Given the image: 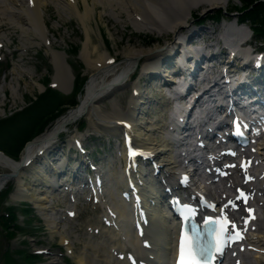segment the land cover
Wrapping results in <instances>:
<instances>
[{"label":"bare ground","instance_id":"obj_1","mask_svg":"<svg viewBox=\"0 0 264 264\" xmlns=\"http://www.w3.org/2000/svg\"><path fill=\"white\" fill-rule=\"evenodd\" d=\"M44 1L45 0H4L1 1V3H5L6 6L2 9V12L4 13L6 10L11 19H14V17L21 19L22 17L26 31H32L33 34H35L34 36L43 42L45 51L49 56L50 62L53 64L54 73L51 81H53L54 85L61 91H67L71 88L70 85L72 80L70 71L65 66L64 58L62 57L63 52L57 47L52 48L50 45L44 43L46 40L45 32L47 27L44 25L40 11ZM49 1L55 3L61 9L69 10L74 15H77L84 25L86 40L83 44L81 57L84 58V62L88 66L93 68L90 77L87 76V78L91 80L88 84H85L84 97L80 101H78V99L75 105L67 109L68 111H64L67 113H63V115L60 113L59 116L56 117L57 124H52H56L55 129L47 131L45 128L38 134L37 138L33 140V143L21 153L24 159H31L28 164L25 165V169L20 168L16 175L11 176L14 173L12 169H14L16 163L11 159H6L5 161L0 160V168L9 171L7 174L0 173V189L6 186L10 180L14 182V188L9 192L10 199L29 200L35 207L36 212L40 214L43 219V224L48 234L58 237V242L66 249V252L74 258L75 264H125L126 257L130 256L132 253L136 256L134 264H139L141 256L139 242H152L153 246L158 247L159 242L157 241V235L162 233L167 237L170 233V222L165 215L164 208L156 209L164 198V195L161 196V191L164 192L165 189L160 185V180H157L158 176L151 174L150 171L152 168L148 167L146 170H141L143 166L136 163L135 168L132 167L130 169L128 177L134 189H132L127 196L128 200L124 198L125 201H122L120 199L121 193L119 192L126 189L124 188L125 181L122 180L120 176V178L116 176L118 172L116 167L113 166L115 160L113 158L109 160L106 164L107 172L109 173L107 177L109 183L107 184L106 181H104L102 189L100 186L101 192L96 193V195H99L98 200L100 201L93 203L91 200L92 194L88 197L87 195H83V200L86 201L87 207L91 209L92 212L97 206L101 208V212L97 213L93 222L89 219L83 221L84 227L83 232H81V239L85 234L87 238L85 237L84 241H82L79 246H74L71 242L72 234L70 233L69 235V232H73L72 228L66 230L67 224L65 221L67 211L71 210V208H69V210L57 209L54 205L50 204L49 199L52 196H56L57 199L69 202V205H71L70 207H73L70 198H74L76 194L82 193V188H80L79 183L73 185L69 177L71 172H74V177H76V169H78V166L74 169L76 162L67 163L63 156L48 158L46 157L47 151L55 146L58 140L57 135L60 133V127L70 122V120L80 118L81 115H86L88 122L94 125L98 130H105L109 133H114L115 129L119 127L120 129L123 128L124 122H128L126 119H129L133 124H136L134 126L127 124L130 127H134L133 132L127 129L131 139L133 138V142L141 146H146L148 153L153 150L159 151L157 156L159 158L160 156L162 157L161 159L157 158L158 164L161 165L157 168V171L161 178H163L162 175L165 176L167 184L173 183V178L175 177L173 171L178 167V164L174 162L176 153H174L172 149L174 142L171 138V134L173 133V126H176V116L180 115L181 111L178 112L176 108L166 106V103L161 101L162 98H160V96H155V93L152 92L154 89H151L159 84L168 83L173 77L178 78V80L179 78H181V80L187 78L185 73L188 74L191 71V66H188L187 72H185L182 67L176 68L175 71H173L172 65L175 58L178 57V60H182L184 59V55L179 52H170L171 50L168 48L163 56L162 46L156 47L155 51L151 53H144L143 56L139 55V53L134 50H128L125 52L123 56L124 59L120 63H118V58L109 61V57L111 56L106 50L98 52L97 57H91V50L87 46L90 39V35L87 33L89 24L86 23L95 5L101 3L103 8H106L105 11L113 16H115L116 13L124 11L127 14L129 22H132L135 28L139 30L156 31L157 33L161 31V34L166 31H177L174 35L168 37V39H171L172 37H177V35L183 31V22L187 21L193 9L201 7L203 2L212 6L220 5L223 0H81L82 11L77 4L78 0ZM17 2L18 5H21L20 11H16V9L19 8L16 5ZM16 12L18 15H14L13 17L12 13ZM234 37L241 39L239 36ZM26 38L28 40L30 39L29 37ZM37 39L35 42L39 44L40 41ZM177 39H181V35L178 36ZM164 43L166 44V42ZM152 61L154 65L150 64ZM137 62L138 66L141 67L139 70V73H141L138 77L143 78L142 84L140 85V89L142 90L136 91L128 96L129 100L127 101L124 111L118 109L116 101H113L109 111L101 110L99 107L100 100L110 96L114 88L117 89L124 84L129 74L134 69V64ZM239 78L240 77H237L235 80V84H238L237 87L242 86V82H238ZM196 79L197 75L193 76L191 74L189 86L192 84L194 85V93L203 92L206 86L201 82H196ZM128 81L131 82L129 79ZM172 82H174V80H172ZM251 82L255 84L260 93L264 92V80L257 76L252 77ZM196 83H199L201 86ZM136 86V83L132 84L134 91ZM132 88L130 86V93H132ZM146 88L150 90L149 94L144 92ZM135 96L139 97L137 98ZM137 101H139L138 105ZM147 104H153L152 109H154L155 112L153 113L155 114L154 116H147V112L143 109ZM164 106L166 107L164 108ZM207 111L212 112L213 109H208ZM135 117L138 118L137 122L134 121ZM66 132L75 133V125ZM55 147V150H61L62 147L59 140ZM258 149L259 153L263 154L264 158V138L260 141ZM36 158L40 159L37 164L34 163ZM151 162L153 163V160ZM109 165L113 166L115 171L110 169ZM162 170L166 173H163ZM57 173H59L58 175L66 173L68 176L66 177L67 180H58L56 177ZM26 174L34 180L38 179L42 181V184H38V186L41 185V187L34 186L33 183L27 184L24 180ZM62 184L64 185L62 186ZM54 186L62 187L56 190ZM136 186H139V190H137ZM141 189H145L146 191H142ZM255 189L262 195V198L259 199L262 208V216L257 222L258 229L250 234V240L252 241L251 244L253 247L257 245L259 248L264 249V178L259 181L258 185H255ZM63 192L71 193L68 200L62 195ZM152 192L154 196L151 194ZM147 193L151 194L152 197L148 196ZM130 194L136 196L137 199L134 200L131 198ZM148 197H151L152 203H147L146 200H144ZM86 198L89 199L87 200ZM114 210H116V214H114ZM135 211H138V214H134ZM72 212H74V216L77 215V208ZM141 212L143 214L142 218H148L150 223L142 230L141 236H137L133 232H130L128 219L130 216L140 218ZM101 218L107 220L108 223L101 220ZM73 234V238H76L77 233ZM165 250L166 246L162 249V252H165ZM250 252H252V255L243 254V264H264V253L255 250H251ZM50 257L52 260L59 258L56 253L50 255ZM161 260L158 264H164L165 256Z\"/></svg>","mask_w":264,"mask_h":264},{"label":"rangeland","instance_id":"obj_2","mask_svg":"<svg viewBox=\"0 0 264 264\" xmlns=\"http://www.w3.org/2000/svg\"><path fill=\"white\" fill-rule=\"evenodd\" d=\"M1 1L4 0H0V118L5 119L10 115L15 114V112L23 110L26 105L32 99H34L36 95L46 87L47 84H49L48 82L53 75V71L51 70L49 63L50 59L47 52L44 50L43 43L35 36L33 37L31 31H26V29L24 28L25 24L22 17L21 19L14 17V15H18L17 12L12 13L14 19L9 18L8 12L6 10L3 13L2 9H4L6 5L5 3H1ZM241 2V0H223L220 5L223 4L224 6H235V4L239 5L241 4ZM77 4L82 11L83 9L81 0H78ZM16 5L17 7H19L16 9V11H20L21 5H18V2L16 3ZM218 5L212 6L210 4L207 5L205 2H203V4H201V7L193 9L192 13H200L201 17L205 18L207 16V18H209L208 16L210 14V10L216 8V6ZM95 7L86 23L89 24L87 33L88 35H90V39L87 46L91 50V57H97L98 52L106 50L111 57L113 56L115 58H118V63H120L124 59L123 56L125 52L128 50H134L141 56H143L144 53H151L152 51H155L156 47L163 45V42L166 40L167 35L170 33V31H166L165 33L163 32L161 34V31H158L159 33H157L156 31L153 32L139 30L135 28L132 22H129L127 14L124 11L116 13L115 16H113L112 14L105 11L106 8L104 9L101 3H97ZM42 15L44 18V23L48 27L45 33V37H47L46 40H48V43L52 46V48L57 47L64 50V54L62 57L64 58L65 66L70 71L71 80L73 76H75L76 80V73H83L86 78L87 76L90 77L91 73L93 72V68L88 66L84 62V58L81 57L83 44L86 40L84 25L81 23L77 15H74L69 10L61 9L59 6L49 0H45L43 2ZM230 16L231 19H229L230 21H228L227 26L231 25L235 20H237L234 13H232ZM190 20H193L192 15L188 16L187 22ZM194 21L195 20H193V22ZM211 23L212 21L206 22L205 24L211 25ZM241 23H243V28H245L246 31L249 32V19H238L237 24L241 26ZM212 24L215 26L214 29L219 27V23ZM209 30L211 31L212 27ZM26 34L29 36H27ZM26 37H29L30 41ZM36 39L40 41L39 44H36ZM71 46H74L75 48L72 49ZM76 48H78V52L74 56L73 54L75 53ZM136 64L138 65V62ZM135 77L136 78L131 82L126 79L123 85L119 86V88L117 89L114 88L110 96L102 98V100H100L99 102L100 109L109 111L111 109L113 101H116L118 109L124 111V109H126L127 101L129 100L128 96L130 95V86L135 83L137 78H139L138 76ZM90 80V78H87L86 82L83 84V88L81 90L82 92L79 95L78 101H80L84 97L85 84H88ZM60 92L63 94H68L69 90ZM60 92L52 99L53 103H59L58 107L66 109L67 107H70V105H73L75 103L66 102L65 100L69 98V95H63ZM152 92L155 93L154 90ZM64 109H62V111ZM60 112L56 114L59 115ZM63 113L67 112H62L61 115H63ZM154 115L155 114L152 115V112L149 114V116ZM82 121L85 123L84 131L88 130L92 133L95 132L94 127H91V124L88 122V118L86 117V115H81L80 118L70 120V122L66 123L64 126H61L59 131H68L75 124L80 126V123ZM29 122L30 117L21 113L17 114L12 120L5 121L3 131L0 130V145L3 148L6 146L7 148L13 147L16 143V137L21 133L23 129L27 128ZM47 123H49L46 127L47 131L53 130L56 127L57 118L53 119L51 122L48 121ZM54 123L56 124L52 125ZM57 136L60 137V134H58ZM93 136L95 135L93 134ZM27 140L23 141L17 148L18 150L15 155L16 159L24 150L23 145ZM98 141H100V143H94V145H103V140L101 141L98 139ZM30 144L28 143V145L25 147V150ZM7 153L10 156H13L12 153ZM7 172L9 171H5L0 168V173ZM12 187L13 182L9 181L6 186L0 189V213L4 212L5 207L8 203L16 202L10 199L9 191L12 189ZM38 187H41V185ZM52 203L55 207H58L60 209H64V206L66 204L65 202L61 203L60 201H52ZM21 206L22 204H18L14 206V208H11V211H14L15 215L14 222H17L19 224L18 226L31 225L33 223L36 225H40V223L42 224L43 220L42 222H36L37 218L35 211L22 212L20 211ZM76 208V217L71 220H67V230L72 228L73 232H69V235L70 233L72 234V245L79 246V244H81L85 238L84 236L81 239V232H83L84 227L83 221L89 219L93 222L97 213L101 212V208L97 206L93 209L92 212V210L87 207L86 201L82 200H78V202L76 203ZM42 225L43 228H46L44 224ZM15 227H9L12 230L10 236L7 235L8 233L5 234V230L0 227V264H7L2 258L3 251L6 249H8V255L15 260L14 264H35V259H26L22 256L19 250H16V248L27 247L29 251L32 252L34 248V246H32L33 243H35L36 246H50V251L52 253H56V255L59 257V263L57 262V264H62L60 262L61 257L63 262L71 264L70 257H66L67 255H64L67 253L65 252V250L63 252L60 251V253L58 252L60 249L58 250V246H56L55 244L56 242H58V237L49 235L47 229H45L46 231L43 232L42 230H40L41 228L33 229L31 231H24L22 227L20 229H17ZM9 228L7 229L9 230ZM19 230L21 231V233L15 234V232ZM73 233H77L76 238H73ZM23 237H27L28 241L26 243L21 242ZM50 255L53 254L48 253L44 256H39L43 257V260L44 258H46V260L49 262H55L51 260Z\"/></svg>","mask_w":264,"mask_h":264},{"label":"trees","instance_id":"obj_3","mask_svg":"<svg viewBox=\"0 0 264 264\" xmlns=\"http://www.w3.org/2000/svg\"><path fill=\"white\" fill-rule=\"evenodd\" d=\"M241 4L236 5L233 7L232 10H235L237 17H239L241 20H248L250 21V27L253 30V33L258 35H264V0H241ZM229 11V9H227ZM225 13V10L221 8H217L210 12L209 17L213 16L217 19L221 17ZM194 18H198V20H203V17H201V14H194ZM72 49L74 47L72 46ZM83 79L82 77H78V73H76V82L74 83L72 87V92L69 94V98L65 100L68 103L74 102V95L78 92L80 85L82 84ZM59 92L53 91L50 88H46L42 93H39L36 95V97L31 100L26 108L19 112H15V114L10 115L9 117L0 118V130L3 131L5 121L12 120L17 114L21 113L23 115H26L30 117V122L27 125V128L23 129L21 133L16 137V143L13 147H2L0 145L1 149H4L5 151L12 153L15 157L17 153V148L21 145V143L27 138H31L32 135L38 133L40 131L44 124L49 121L53 116H56L59 111H61L64 108L58 107L57 102H52V99L58 95ZM76 104V103H75ZM57 113V114H56ZM4 119V120H3ZM27 210V209H26ZM13 216L9 218H5L3 216H0V221L2 226L5 228H8L7 221L11 219ZM11 232V231H10Z\"/></svg>","mask_w":264,"mask_h":264},{"label":"snow or ice","instance_id":"obj_4","mask_svg":"<svg viewBox=\"0 0 264 264\" xmlns=\"http://www.w3.org/2000/svg\"><path fill=\"white\" fill-rule=\"evenodd\" d=\"M130 154L131 155H135V153H130ZM206 222H208V221H206ZM221 230L223 231V226H222ZM192 247L194 249V245ZM182 251H183V240H182ZM181 264H195V261L189 260V261L185 262V261L182 260Z\"/></svg>","mask_w":264,"mask_h":264},{"label":"water","instance_id":"obj_5","mask_svg":"<svg viewBox=\"0 0 264 264\" xmlns=\"http://www.w3.org/2000/svg\"><path fill=\"white\" fill-rule=\"evenodd\" d=\"M36 138H35V136L33 137V138H31L30 140H28L26 143H25V146H27L28 145V143L30 144V143H33V140H35ZM0 159L1 160H6V157L2 154V153H0ZM8 173V172H7ZM6 173V174H7Z\"/></svg>","mask_w":264,"mask_h":264}]
</instances>
